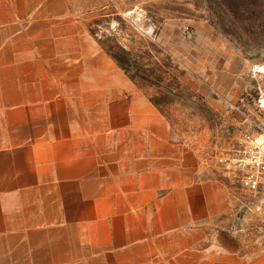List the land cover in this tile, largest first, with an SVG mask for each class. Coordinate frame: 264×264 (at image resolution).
I'll use <instances>...</instances> for the list:
<instances>
[{
    "label": "crops",
    "instance_id": "obj_1",
    "mask_svg": "<svg viewBox=\"0 0 264 264\" xmlns=\"http://www.w3.org/2000/svg\"><path fill=\"white\" fill-rule=\"evenodd\" d=\"M192 28L189 84L235 105L247 60ZM230 213L203 153L71 0H0V264H264L225 239Z\"/></svg>",
    "mask_w": 264,
    "mask_h": 264
},
{
    "label": "rangeland",
    "instance_id": "obj_2",
    "mask_svg": "<svg viewBox=\"0 0 264 264\" xmlns=\"http://www.w3.org/2000/svg\"><path fill=\"white\" fill-rule=\"evenodd\" d=\"M71 2L85 29L148 89L175 130L226 184L231 213L221 230L225 239L251 257L264 258V218L250 208L254 197L238 180L249 168L246 161L255 145H264V74L254 71L256 65L264 71V0ZM197 22L209 24L247 60L246 88L235 105L211 103L209 95L194 88L193 79L189 84L181 48L186 50Z\"/></svg>",
    "mask_w": 264,
    "mask_h": 264
},
{
    "label": "built area",
    "instance_id": "obj_3",
    "mask_svg": "<svg viewBox=\"0 0 264 264\" xmlns=\"http://www.w3.org/2000/svg\"><path fill=\"white\" fill-rule=\"evenodd\" d=\"M135 17L136 21L141 20L138 15ZM152 30L154 29L152 28ZM256 66L254 67V71L257 72L256 75L264 74V71H260ZM247 137L251 138V134ZM247 160L249 168L238 174V180L254 197L250 208L264 218V145H255L252 155Z\"/></svg>",
    "mask_w": 264,
    "mask_h": 264
}]
</instances>
